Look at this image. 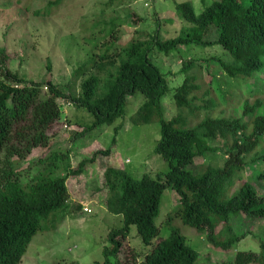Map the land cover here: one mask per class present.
Returning a JSON list of instances; mask_svg holds the SVG:
<instances>
[{
	"label": "trees",
	"instance_id": "16d2710c",
	"mask_svg": "<svg viewBox=\"0 0 264 264\" xmlns=\"http://www.w3.org/2000/svg\"><path fill=\"white\" fill-rule=\"evenodd\" d=\"M62 1L57 0L55 5ZM202 3L200 12L190 1L176 4V13L187 26L170 39H162L157 29L154 35L139 32L119 46L115 20L110 28L100 30L105 36L87 39L92 51L101 49V53L77 70V77L86 76L78 94L62 91L50 81L27 80L10 68L14 58L0 49V264H21L38 234L57 230L69 215L68 180L83 175L98 154L109 156L115 149L121 125L115 128L107 150L84 158L77 168L69 150L44 154L24 168L35 150L50 147L54 126L63 116L61 99L84 109L93 119L75 134L79 139L124 118L128 98L142 94L146 101L131 121L141 125L159 119L161 137L155 152L170 169L165 176L145 174L140 179L124 168L106 169L99 193L105 208L123 218V227L110 232L108 245L102 250L103 261L94 264H126L121 255L132 226L146 248L160 239L142 262L138 263L140 255L136 252L128 255L134 264H199L201 254L188 245L179 227L172 226L175 219L205 235L206 241L221 252L235 250L251 233L238 235L233 218L264 220V197L252 183L264 180V0ZM211 30L215 38L208 36ZM216 46L231 58L228 62L216 58L226 80L213 76L208 86L202 60L186 59L181 72L183 83L172 95L177 113L168 118L163 101L170 89L169 77L153 62L151 54ZM207 62V71H211V60ZM223 83L228 86L225 91ZM219 104L232 105L242 115L209 116ZM203 111L207 115L202 119ZM247 116L249 122H245ZM218 140L225 142V165L192 172L189 168L196 159L222 151L212 145ZM249 165L254 171L246 178ZM168 188L177 193L179 203L167 217L171 234L166 238L157 219ZM230 264H264V241L258 254L238 252Z\"/></svg>",
	"mask_w": 264,
	"mask_h": 264
},
{
	"label": "rangeland",
	"instance_id": "374dc122",
	"mask_svg": "<svg viewBox=\"0 0 264 264\" xmlns=\"http://www.w3.org/2000/svg\"><path fill=\"white\" fill-rule=\"evenodd\" d=\"M122 1L63 0L55 5L57 0H0V49H5L7 54L14 58L10 68L27 80L36 83L50 81L62 91L72 90L78 94L81 82L86 76L83 74L77 77V70L91 57L101 53V49L93 52L86 40L102 38L100 30L110 28L113 20L117 23L115 36L119 38V46L126 45L139 32L148 36L154 35L157 29L162 39H170L178 36L187 26V23L178 17L176 4L190 1L197 12H200L204 5L202 0ZM243 2L245 3V0ZM211 3L212 0H205L206 5ZM169 20L172 22H167ZM208 36L215 38V31H209ZM107 40L111 41V38L108 37ZM151 58L169 77L170 89L163 101L168 118H173L177 113L172 95L183 83L184 76L181 72L186 59L202 60L203 78L208 86L213 76L222 81L227 78L220 71L216 58L231 61L228 53L217 46L191 49L181 47L179 51L169 55L154 51ZM207 60H211V71H207ZM227 87L223 83L222 90H227ZM43 90L48 91L45 87ZM145 101V97L140 93L129 97L124 118L111 126L97 128L85 137L76 139L75 134L82 132L93 119L84 109L68 104L69 100H59L63 116L61 122L54 126L50 147L35 150L24 162V168L44 154L55 150H69L73 157L72 164L77 168L84 158H91L97 151L107 150L115 137V128L121 125L122 129L117 134L115 149L109 156L98 154L96 162L88 164L83 175L68 180L71 193L68 217L57 230L38 234L28 246L21 264H57L60 261L94 264L103 261L102 250L108 245L110 232L123 227V218L111 214L105 208L103 197L99 193L98 188L103 186L106 169L124 168L137 179L145 174L152 178L159 174L165 176L170 171L167 162L155 152L161 137L159 119L141 125L131 121ZM206 115L203 111L201 118ZM208 115L213 118L241 116L242 111H235L232 105L219 104ZM250 119V116H247L245 122ZM212 145L222 151L207 158L196 159L194 165L189 168L192 172L199 173L206 171L210 166L225 165V142L218 140ZM261 150L264 153V147ZM261 167L260 165L255 169ZM247 169L246 178L254 171L252 165ZM252 183L264 197V180ZM178 203L177 193L168 188L163 195L160 217L157 219L163 237L167 238L171 234L166 224L167 217ZM86 207L91 213L84 211ZM231 222L240 236L251 231L231 252L214 249L206 241L205 235L185 226L179 219H175L172 226L179 227L188 245L199 251V264H230L238 252L258 254L260 242L264 241V220L249 222L246 218L239 217L233 218ZM159 240H156L152 247L146 248L137 228L132 226L122 250L124 262L135 263L133 257L128 256L133 251L140 255L138 263L142 262Z\"/></svg>",
	"mask_w": 264,
	"mask_h": 264
},
{
	"label": "built area",
	"instance_id": "2783aa9c",
	"mask_svg": "<svg viewBox=\"0 0 264 264\" xmlns=\"http://www.w3.org/2000/svg\"><path fill=\"white\" fill-rule=\"evenodd\" d=\"M45 89L47 90V87H45ZM67 127V126H66ZM84 211L87 213H91V210L90 209H88L87 207L86 208H84Z\"/></svg>",
	"mask_w": 264,
	"mask_h": 264
}]
</instances>
